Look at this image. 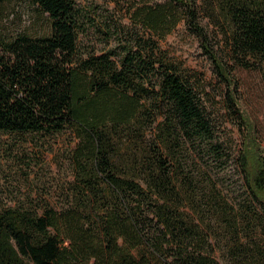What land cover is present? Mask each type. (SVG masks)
<instances>
[{"label": "trees", "instance_id": "obj_1", "mask_svg": "<svg viewBox=\"0 0 264 264\" xmlns=\"http://www.w3.org/2000/svg\"><path fill=\"white\" fill-rule=\"evenodd\" d=\"M32 1L51 34L0 36V133H71L74 179L61 209L0 210V264H223L218 253L225 264H264V142L232 78L233 67H264V0H140L128 10L137 29H99L111 45L101 53L82 44L78 0ZM201 17L222 30L227 59ZM184 19L241 136L246 195L235 205L203 169L226 159L221 126L155 38Z\"/></svg>", "mask_w": 264, "mask_h": 264}, {"label": "rangeland", "instance_id": "obj_2", "mask_svg": "<svg viewBox=\"0 0 264 264\" xmlns=\"http://www.w3.org/2000/svg\"><path fill=\"white\" fill-rule=\"evenodd\" d=\"M139 2L140 0H78L88 20V33L81 35L82 44L101 53L111 45L104 43V37L99 33L100 28H105L111 22H118L133 30L137 29L130 20L128 10ZM91 20H95L94 25ZM201 22L210 34L214 52L227 59L228 49L222 30L207 18L201 17ZM50 34V16L32 0H9L0 12L2 37L11 40L22 35L39 38ZM155 38L163 58L174 64L200 89L209 113L221 126L226 159L215 166L209 164L210 168L204 163L203 169L213 176L219 192L226 200L235 205L236 200L243 199L246 193L235 161L241 136L225 107L227 87L187 19L165 38ZM233 68L232 78L238 86L235 97L243 112L256 122L264 142V67L262 70H248L240 66ZM76 144L77 140L71 133H0V210L29 205L40 210L46 206L63 208V194L74 179L69 157ZM217 256L225 264L219 253Z\"/></svg>", "mask_w": 264, "mask_h": 264}]
</instances>
